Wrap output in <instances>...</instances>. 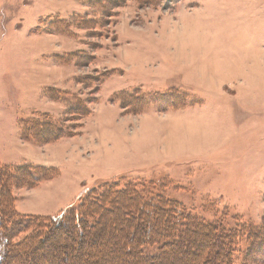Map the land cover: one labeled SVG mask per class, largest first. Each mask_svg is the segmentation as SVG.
<instances>
[{
  "label": "rangeland",
  "instance_id": "rangeland-1",
  "mask_svg": "<svg viewBox=\"0 0 264 264\" xmlns=\"http://www.w3.org/2000/svg\"><path fill=\"white\" fill-rule=\"evenodd\" d=\"M2 169L18 213L130 185L264 264V0H0Z\"/></svg>",
  "mask_w": 264,
  "mask_h": 264
},
{
  "label": "trees",
  "instance_id": "trees-1",
  "mask_svg": "<svg viewBox=\"0 0 264 264\" xmlns=\"http://www.w3.org/2000/svg\"><path fill=\"white\" fill-rule=\"evenodd\" d=\"M6 171L0 170V264H234L236 230L216 232L214 225L181 216L175 203L153 211L130 185H113L89 204L56 217L18 213ZM30 229L21 242L13 241ZM156 245L160 253L144 255Z\"/></svg>",
  "mask_w": 264,
  "mask_h": 264
}]
</instances>
